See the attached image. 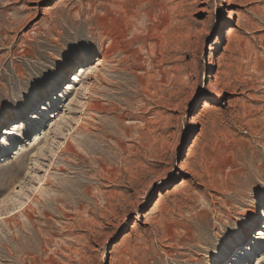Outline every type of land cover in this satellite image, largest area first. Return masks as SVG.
<instances>
[{
    "label": "rangeland",
    "instance_id": "rangeland-1",
    "mask_svg": "<svg viewBox=\"0 0 264 264\" xmlns=\"http://www.w3.org/2000/svg\"><path fill=\"white\" fill-rule=\"evenodd\" d=\"M263 73L264 0H0V264H264Z\"/></svg>",
    "mask_w": 264,
    "mask_h": 264
},
{
    "label": "bare ground",
    "instance_id": "bare-ground-1",
    "mask_svg": "<svg viewBox=\"0 0 264 264\" xmlns=\"http://www.w3.org/2000/svg\"><path fill=\"white\" fill-rule=\"evenodd\" d=\"M63 0H59V2H62ZM127 45V44H126ZM109 46H111V45H109ZM108 46V47H109ZM108 47L106 48V50H108ZM119 48V47H118ZM120 49V53H123L124 55H127V54H130V51L127 49V47H120L119 48ZM129 56V55H128ZM111 57L112 56H110L109 55V53H107V52H103L102 53V55L98 58V61H99V63H101V62H104V60L105 59H108L109 60V62H113V59H111ZM125 58V57H124ZM94 73H95V77L96 78H99L100 77V75H99V72H98V68H96L95 69V71H94ZM264 74V73H263ZM214 81V80H213ZM217 85L218 84H212L211 85V89H216L217 90ZM264 96V95H263ZM98 103V102H97ZM97 103H91V104H89L88 106H87V109L86 110H88V111H95V110H98V109H100V107H99V104H98V106H97ZM101 106V105H100ZM103 109V108H102ZM104 110V109H103ZM103 110H101V111H103ZM36 118H37V116H35V117H32V120H36ZM199 118V116H197L196 117V119H198ZM27 122H29V121H27ZM85 127V126H84ZM89 128V127H88ZM83 129V127H80V129H79V131L78 132H81V130ZM13 134H15V132L14 133H11V135H13ZM71 143H69V142H67L66 143V147H65V149H64V151H68L69 150V146H71L70 145ZM71 149V148H70ZM63 151V150H62ZM182 168H184L186 165L185 164H181L180 165ZM28 200V199H27ZM34 201V200H33ZM26 202H21V203H17L16 204V208H19L20 209V212L21 213H23V214H25V211H26V209L29 207V204H25ZM24 206V207H23ZM15 209V208H14ZM33 210V209H32ZM31 210V211H32ZM261 210H262V212H261ZM28 214V213H27ZM31 214V213H30ZM27 216V215H26ZM29 217V216H28ZM31 217V216H30ZM261 217H264V209H258L257 211H256V213L251 217V218H249L248 219V226H246L245 227V231H244V234L245 235H247V234H249V232L250 231H252L251 229H252V226H253V224L252 223H255L257 220H258V218H261ZM30 219V218H29ZM32 220V219H31ZM4 221H5V219H4ZM264 236V235H263ZM126 238H128V235H126L125 236V239ZM229 249H231V246H227V248H224V249H222V251L221 252H223V254L222 253H220V255H222L221 256V262L222 261H224V259H226L225 257H226V255H228L227 253H228V250ZM244 249L246 250V247H244ZM242 254H244V253H242ZM235 261H237V260H235ZM239 261V262H238ZM237 262H238V264L241 262V260H240V258H239V260H238ZM261 261V260H260Z\"/></svg>",
    "mask_w": 264,
    "mask_h": 264
},
{
    "label": "snow or ice",
    "instance_id": "snow-or-ice-1",
    "mask_svg": "<svg viewBox=\"0 0 264 264\" xmlns=\"http://www.w3.org/2000/svg\"><path fill=\"white\" fill-rule=\"evenodd\" d=\"M91 52L89 51L88 45H76L70 46L69 51L66 53L70 62H83L87 61L90 56Z\"/></svg>",
    "mask_w": 264,
    "mask_h": 264
}]
</instances>
